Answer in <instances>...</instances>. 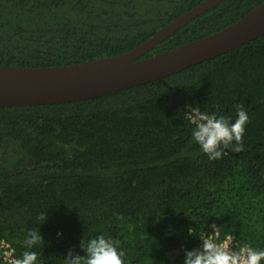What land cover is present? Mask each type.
Instances as JSON below:
<instances>
[{"label":"trees","instance_id":"obj_1","mask_svg":"<svg viewBox=\"0 0 264 264\" xmlns=\"http://www.w3.org/2000/svg\"><path fill=\"white\" fill-rule=\"evenodd\" d=\"M202 1L0 0V65L120 55ZM263 2L225 0L141 59L218 31ZM188 104L232 121L243 105V149L210 160L192 140ZM212 224L264 250V34L162 80L0 107V243L17 257L34 250L37 264H64L70 249L83 256L81 241L103 234L126 264H183L184 250L199 247ZM38 227L44 243L26 249L28 229Z\"/></svg>","mask_w":264,"mask_h":264},{"label":"water","instance_id":"obj_2","mask_svg":"<svg viewBox=\"0 0 264 264\" xmlns=\"http://www.w3.org/2000/svg\"><path fill=\"white\" fill-rule=\"evenodd\" d=\"M225 0H204L160 28L132 50L80 64L0 65V107L62 103L94 98L162 80L189 66L241 47L264 34V2L235 22L188 43L141 59L166 37Z\"/></svg>","mask_w":264,"mask_h":264},{"label":"clouds","instance_id":"obj_3","mask_svg":"<svg viewBox=\"0 0 264 264\" xmlns=\"http://www.w3.org/2000/svg\"><path fill=\"white\" fill-rule=\"evenodd\" d=\"M190 111L183 112L184 119L193 125L192 140L199 145L200 150L210 160H217L231 149L239 152L243 149L246 125L250 122L248 112L243 105L237 106L236 119L215 113L202 111L199 105H186ZM47 219L45 212L41 213L36 222L43 223ZM213 231L206 236H200L199 247L184 250L183 264H262L264 262V250L254 248L250 244L231 247L232 237L226 236L220 240L219 226L212 224ZM189 234L196 235L194 227H189ZM26 249L44 243V237L37 228H30L24 239ZM80 247L85 251L81 256L73 250H69L64 264H126L125 253L118 247V242L100 234L94 238L83 239ZM6 264H37L38 253L34 250H25L20 256H14L7 252L3 254Z\"/></svg>","mask_w":264,"mask_h":264},{"label":"built area","instance_id":"obj_4","mask_svg":"<svg viewBox=\"0 0 264 264\" xmlns=\"http://www.w3.org/2000/svg\"><path fill=\"white\" fill-rule=\"evenodd\" d=\"M212 231H213V230L206 231V232L203 234V236H206L207 234H211ZM226 236H229V235H226ZM226 236H223V237H222V236L220 235V240H224V239L226 238ZM230 236L232 237L231 247H232L234 250L237 249L238 246H242V245L239 243L238 240H236L232 235H230ZM5 252H7V253H9V254H11V255L16 256L15 253H14L13 248L11 247V245H10L8 242H6V241H2V242L0 243V259L3 260V261H5L4 258H3V254H4Z\"/></svg>","mask_w":264,"mask_h":264}]
</instances>
